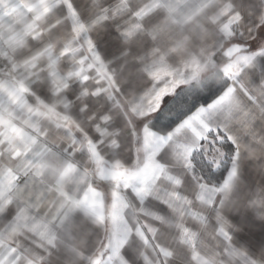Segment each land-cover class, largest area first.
Listing matches in <instances>:
<instances>
[{"label": "snow or ice", "instance_id": "6c2138e0", "mask_svg": "<svg viewBox=\"0 0 264 264\" xmlns=\"http://www.w3.org/2000/svg\"><path fill=\"white\" fill-rule=\"evenodd\" d=\"M0 264H264V0H0Z\"/></svg>", "mask_w": 264, "mask_h": 264}]
</instances>
